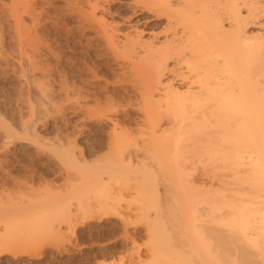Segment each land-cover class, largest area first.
Listing matches in <instances>:
<instances>
[{"label":"rangeland","instance_id":"obj_1","mask_svg":"<svg viewBox=\"0 0 264 264\" xmlns=\"http://www.w3.org/2000/svg\"><path fill=\"white\" fill-rule=\"evenodd\" d=\"M22 1L0 0V205L8 209L9 239L0 264H199V221L188 224L180 210L189 202L186 196L199 197V185L208 186L199 165L198 134L194 139L181 129H170L167 120L156 128L143 125L147 121L141 97L122 80L130 77L131 69L117 58L121 49L116 43L124 32H117L113 42L108 29L130 8H119V3L108 8L104 2L106 11L100 6L93 18L87 0H36L27 8ZM148 13L138 18H150ZM160 17L148 21L156 33L163 32L159 34L163 39L179 25L171 30L165 23L168 18ZM149 33L145 32L146 39ZM183 64L169 61L159 88L171 80L179 91L196 90L195 75L189 76ZM89 70L100 71L110 81V90L117 91L121 119L130 117L127 122H132L130 129L122 130L128 131V138L109 144L112 123L93 115L79 118L81 131L74 132L71 83L76 73L82 84L86 75H92ZM159 90L156 95H163ZM89 105L98 112L93 97ZM94 144L104 148L88 162L81 161L79 149ZM129 154L139 157L123 159ZM36 169L35 179L31 171ZM95 184L103 188L110 184L121 193L119 213L96 228L69 223L76 210L72 206L83 199L79 196L85 186L92 189ZM133 230L134 241L129 236ZM209 246L214 252L212 238Z\"/></svg>","mask_w":264,"mask_h":264},{"label":"bare ground","instance_id":"obj_2","mask_svg":"<svg viewBox=\"0 0 264 264\" xmlns=\"http://www.w3.org/2000/svg\"><path fill=\"white\" fill-rule=\"evenodd\" d=\"M127 1L87 0L92 13L86 11L85 14L91 16L94 13L92 16L95 18L96 10L100 6L104 9V2H108V8H113L116 3H119V8L124 5L130 8V14H122L118 17V23L114 22L115 25L111 24L108 29L112 30L113 42L117 32H124L116 43L117 48L121 49V55H117V58L124 59L131 69L130 77L124 76L122 80L127 81L141 97L140 108L147 121L143 125L156 128L167 120L170 129H181L184 134L193 135L190 137L194 139L198 134L199 165L203 176L207 177L204 183L208 186L199 185V197L193 194L186 196L189 199L185 197V201L189 202L183 205L190 204L189 209L187 206L184 209L182 205L180 210L188 224L191 220L199 221V264H220L223 260L264 264V0ZM35 2L23 0L21 4L27 8ZM145 12L151 13H148L150 18L164 15L168 18L165 23L170 29L177 24L181 27L175 26L173 33L166 32L162 39L159 34L163 32H155ZM141 14L146 15L145 20L138 18ZM119 22L124 24L123 29ZM165 28L164 31H170ZM108 29L106 31L110 32ZM145 32H151L147 39ZM171 60L175 65L185 63L187 74L195 75L194 82L198 83L196 90L189 87L184 92L179 91L171 80L159 88ZM97 71H90L92 75H86L82 84L77 74H73L71 100L74 132L79 134L81 131L79 118L87 120L92 115L97 116L112 123L108 143L114 144L129 137L128 131L125 133L122 130L130 129L132 122H127L130 117L121 119L119 100L117 102L115 95L117 91H111L110 81ZM141 74L147 75L138 80L136 77ZM159 89L164 90L163 95L160 94L163 99L157 93L160 97L157 100L155 96ZM92 97L98 112L89 105ZM103 144H94L88 149L78 147L81 161H86L97 150L104 148ZM136 156L139 157L129 154L123 159L131 161ZM32 171V178L38 176L37 169ZM4 185L1 192L7 190ZM86 186L84 195L80 193L79 196L83 199L80 202L77 200L74 206L70 205L76 210L69 223L73 220L75 226L96 228L104 221L110 222V218L116 216L122 206L121 193H115L110 184L104 185V188L95 184L93 190ZM89 189L90 193L86 192ZM7 213L6 204L0 205V255L6 253L5 247L9 243ZM129 236L133 241L137 240L136 231L133 230ZM211 238L216 246L214 252L209 246Z\"/></svg>","mask_w":264,"mask_h":264}]
</instances>
